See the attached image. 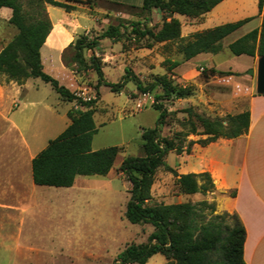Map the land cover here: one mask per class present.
I'll use <instances>...</instances> for the list:
<instances>
[{
  "label": "rangeland",
  "instance_id": "1",
  "mask_svg": "<svg viewBox=\"0 0 264 264\" xmlns=\"http://www.w3.org/2000/svg\"><path fill=\"white\" fill-rule=\"evenodd\" d=\"M33 1L19 0L24 9L31 13L36 10L35 6H31ZM101 7L107 13L95 16L100 23L105 20L104 26L92 29L96 23L93 18L85 15L89 20L85 25L92 30L84 36L93 40L102 36L110 26L120 27L124 36L120 41L103 39L96 51H85L84 56L89 66L91 58L97 59L106 82H125L124 88L117 93L102 83L97 93L98 75L92 69H79L72 61L73 50L65 54L64 61L70 63L69 70L75 78L74 86L59 72L54 74L60 77L61 82L67 83L70 90L82 98L84 103L97 100L92 106L97 127L92 149L98 151L117 147L120 153L107 177L78 176L71 188L41 187L33 182L32 164L28 163L25 145L24 151H18L21 141L19 135L8 134L5 140H1L0 159L22 154L23 173L21 180L16 183L10 177L0 182V203L18 204L19 198L14 192L16 188L18 194L21 186V205L27 212L23 214L20 228L18 224H14L12 214L0 209V264H116L118 257L129 245L148 243L154 228L151 225H133L125 217L131 185L122 173L121 165L128 157L145 156L142 135L145 130L155 128L158 123L159 112L154 106L158 104L156 96H162L163 91L157 86L151 92L141 93L133 76L145 88L166 79L174 88L190 92L186 98L174 96L159 102L169 114L162 128V136L172 138L177 133L184 134L186 146L194 142L190 155L200 148L199 141L209 137L205 134L203 121L213 123L216 129L220 125L222 132H229L231 118L247 111L250 98L256 93V86L253 88L254 80L257 83L256 74L251 75L250 72L257 71L260 57H254L255 63L249 56H234L227 46L239 35L252 30L256 23L226 38L222 43L223 49L218 54L206 53V57L186 60L180 51L183 45L192 42L194 36L202 33L203 29L231 24L248 17L246 15L250 13L231 12L226 16L213 17L205 25L203 16L174 14L169 18L157 9L148 14L139 9L112 5ZM173 19L181 25V37L174 41L158 43L152 37L139 39L133 32V28L138 26L141 30L148 28L156 35L164 24L171 23ZM9 30L7 41H13L18 30L15 27ZM207 58L213 59L212 66H209ZM172 63L179 65L173 67ZM129 71L131 74L128 75ZM218 72H231L241 76L222 77ZM4 78L0 76L1 80ZM32 82L37 85L31 93L33 99L47 103L55 110L54 117L48 121L49 127L44 125L23 132L24 144L25 141L40 142V150L32 146V153H40L68 127L67 124L71 122L68 116L70 112L86 111L88 108L78 102L62 101L51 85L40 79ZM193 128L196 129V134L192 133ZM246 135L237 139H243ZM237 139L220 138L218 141ZM190 155L172 152L166 157L165 163L175 169L178 175H186L194 166ZM168 167H162L156 173L152 187L153 203L174 205L207 201L215 204V215L228 213L221 204L226 194L216 188L214 193L207 196L185 195L177 185V177Z\"/></svg>",
  "mask_w": 264,
  "mask_h": 264
},
{
  "label": "trees",
  "instance_id": "2",
  "mask_svg": "<svg viewBox=\"0 0 264 264\" xmlns=\"http://www.w3.org/2000/svg\"><path fill=\"white\" fill-rule=\"evenodd\" d=\"M225 0H144L139 10L150 14L157 9L167 17L174 14L199 17L213 11ZM34 0V12H27L19 0H0V9L12 10L10 24L18 30V35L0 53V76L20 85L29 79H40L51 85L53 90L64 102H78L87 107L86 111L70 112V125L56 139L49 142L32 161L34 184L41 187L71 188L78 176L107 177L113 170L120 149L117 147L94 151L93 137L97 133L94 119L95 110L92 108L97 100L84 103L70 89L62 85L44 71L41 49L52 31V22L48 16L46 5L62 8L67 12L76 9L75 5L90 4L82 0ZM264 0H259V14H262ZM136 9V8H133ZM252 21L245 19L237 23L226 24L210 29L194 36L193 41L180 48L186 60H191L201 54H218L222 51L223 41ZM139 39L152 37L155 42L163 43L177 40L181 37V25L177 20L166 23L163 29L154 35L148 28H133ZM124 34L120 27L110 26L100 37L90 40L81 36L71 45L74 51L72 61L79 69H92L99 77L96 88L98 93L102 83L114 92H121L124 83L110 84L105 81L100 63L95 57L87 64L85 51H96L100 41L110 39L120 41ZM234 56L247 55L250 57L264 56V16L260 29L254 30L229 46ZM65 56V55H64ZM70 69V63L64 61ZM178 63H172L177 67ZM214 73V71H212ZM220 76H237L231 72H218ZM131 74L129 71L128 75ZM134 81L141 93H148L159 86L162 96H156L154 109L159 112L158 123L153 129L145 130L142 135L144 157H128L122 165L121 171L131 185L130 201L126 208L125 217L133 225H151L154 232L149 236L148 243L129 245L116 260V264H146L153 256L163 255L167 264H246L244 260V245L246 230L237 214L224 213L215 215L216 206L207 201L199 203H185L164 205L153 203L152 187L157 171L168 167L166 157L175 152L178 155L192 152L194 142L186 146V136L175 134L172 138L162 136V128L169 117L168 111L160 101L167 98H186L188 90L176 89L166 79H161L157 85L145 88L135 77ZM127 79V76L125 77ZM205 134L209 137L198 144L205 148L220 138L237 139L248 134L250 128L249 109L231 118L229 132H222V126L203 121ZM196 134V129H192ZM177 177V185L185 195L207 196L216 190L209 173L178 175L176 170L168 167Z\"/></svg>",
  "mask_w": 264,
  "mask_h": 264
},
{
  "label": "crops",
  "instance_id": "3",
  "mask_svg": "<svg viewBox=\"0 0 264 264\" xmlns=\"http://www.w3.org/2000/svg\"><path fill=\"white\" fill-rule=\"evenodd\" d=\"M57 1L66 3L65 0ZM82 1L90 2V4H69L76 7L70 13L62 8L46 5V10L53 28L41 49L44 71L60 81V77L54 74V72H59L73 86L75 84V78L64 64V55L78 38L88 34L92 29H100L104 26L103 22L105 20L100 23L96 18L97 15L107 13L101 6L112 5L139 9L143 5L142 2H144V0ZM258 4L259 0H225L213 11L204 16V24L206 25L207 21L213 17L226 16L225 14L231 12L243 11L250 13V15H246L248 17H242L243 19H239L233 23L250 18L252 21L228 37L236 35L252 23H256L257 25L248 33L236 37L233 42L227 45L229 47L250 32L261 28L264 7L260 15ZM85 15L93 18L96 23L92 29L85 25L89 21ZM11 18V9H0V53L11 42L7 41V31L14 27L10 24ZM207 30L210 29H203L201 32ZM206 56L207 54H201L196 59ZM251 58L254 60V57ZM207 59L210 62L209 66H212L214 64L213 59ZM33 80L29 79L20 85L14 81L7 80L6 77L3 80L0 79V141L5 140L8 134H18L19 139H21L18 144V151L19 153L21 150L24 151L25 145L29 164H32L33 159L39 154L32 153V148L34 147L37 148L36 150H40L38 149L40 142L25 141L24 144V130L38 128L44 125L49 127L48 121L52 120L51 118L55 115V110L52 106L33 99L31 93L34 92L37 86L33 84ZM60 83L68 87V89H71L67 83L63 81H60ZM255 86L256 82L254 80L253 88ZM38 109H41L40 113ZM249 111L250 128L248 134L243 139H237L236 141L220 140L205 148L200 146L199 149L190 155V161L194 163V166L189 174H202L207 172L211 175L215 187L220 192L226 194L221 201L223 210L231 214H237L245 227V263L264 264V95H258L256 92L251 96ZM22 161V154L18 156L15 154L13 157L5 156L3 159H0V182H3V179L8 177L14 183L18 180L20 181L23 173ZM21 191V186L19 187L18 194L15 188V196L17 197L18 195L19 198L18 204L16 202L15 205L0 203V209L12 214L14 216V224L16 226L18 224L20 228L23 223V214L27 212V209L21 205ZM159 255L153 256L146 264H167L168 261L163 255H161L162 258H157Z\"/></svg>",
  "mask_w": 264,
  "mask_h": 264
},
{
  "label": "water",
  "instance_id": "4",
  "mask_svg": "<svg viewBox=\"0 0 264 264\" xmlns=\"http://www.w3.org/2000/svg\"><path fill=\"white\" fill-rule=\"evenodd\" d=\"M251 75L256 74L257 83H256V92L258 95H264V56L260 57L258 60L257 71L252 70Z\"/></svg>",
  "mask_w": 264,
  "mask_h": 264
},
{
  "label": "built area",
  "instance_id": "5",
  "mask_svg": "<svg viewBox=\"0 0 264 264\" xmlns=\"http://www.w3.org/2000/svg\"><path fill=\"white\" fill-rule=\"evenodd\" d=\"M77 96H78V95H77ZM78 97H79V96H78ZM79 98H80V97H79ZM81 99H82V98H81ZM89 101H91V100H89ZM89 101H88V102H89Z\"/></svg>",
  "mask_w": 264,
  "mask_h": 264
}]
</instances>
